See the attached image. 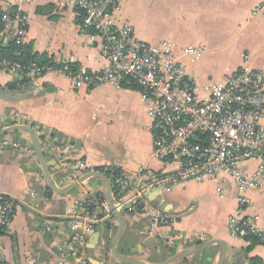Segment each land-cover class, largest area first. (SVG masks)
<instances>
[{"label": "crops", "instance_id": "crops-1", "mask_svg": "<svg viewBox=\"0 0 264 264\" xmlns=\"http://www.w3.org/2000/svg\"><path fill=\"white\" fill-rule=\"evenodd\" d=\"M5 14L26 17L23 44H16V27L3 20ZM117 22L132 26L148 44L170 43L200 92L236 74L246 60L264 72V0H124ZM12 42L19 47L13 56L22 61L36 56L41 64H60L92 75L108 66L101 38L83 32L82 14L70 0H0V48ZM197 47L202 50L198 59L185 53ZM45 60L50 63H42ZM148 108L131 84L76 88L61 73L17 78L0 69V131L21 125L34 129L58 187L71 184L68 166L76 162L107 176L112 171L138 176L144 170L136 185L145 202L174 222L155 225L141 208L126 215L120 252L162 263L186 248L217 239L227 244L223 264H264L262 245L232 233L239 190L231 178L150 182L149 175L166 178L175 166L154 157ZM49 191L30 135L18 130L0 137V203L7 199L17 203L12 224L0 228L3 263L56 264V250L70 234L69 211L88 195L104 192V183L88 179L65 196ZM248 196L251 204L245 216L255 218L257 228L264 231V195L252 191ZM117 226L115 219L106 220L88 237L89 264H104L105 247L111 251ZM219 255V247L212 245L176 264H217Z\"/></svg>", "mask_w": 264, "mask_h": 264}, {"label": "built area", "instance_id": "built-area-1", "mask_svg": "<svg viewBox=\"0 0 264 264\" xmlns=\"http://www.w3.org/2000/svg\"><path fill=\"white\" fill-rule=\"evenodd\" d=\"M123 1L70 0L82 14L83 32H95L102 40V54L108 61L102 73H79L60 64L23 63L2 56L0 69L25 78L61 73L76 88L125 84L138 88L153 122L154 157L175 166L166 178L149 175L150 182L203 183L220 176L231 178L239 190L238 210L230 222L232 233L253 237L264 247V231L257 228L255 218L245 216L251 204L248 194L256 191L264 195V72L251 68L246 60L236 74L200 92L170 43L148 44L137 37L132 26L117 22ZM3 20L15 25L16 44H23L28 35L26 17L5 14ZM201 52L200 47L185 51L194 60ZM68 167L70 183L93 172L83 162ZM143 177L142 169L138 176H108L117 208L125 215L141 208L153 224L171 225L173 218L154 211L145 202L143 191L136 185ZM16 211V201L0 203V228L12 224ZM106 220L113 218L103 191L88 195L73 207L69 211L70 234L56 250V264H89L88 237ZM0 264H5L1 258ZM104 264H116L110 252L104 256Z\"/></svg>", "mask_w": 264, "mask_h": 264}, {"label": "water", "instance_id": "water-1", "mask_svg": "<svg viewBox=\"0 0 264 264\" xmlns=\"http://www.w3.org/2000/svg\"><path fill=\"white\" fill-rule=\"evenodd\" d=\"M16 77L19 78V76H17V75H16ZM18 130L25 131L30 135L32 142L34 144V148L37 152V155H38L41 167H42V171H43L45 178L48 182V186H49L50 190L53 193H55L56 195H59V196L68 195L88 179L98 178V179L103 181L105 201L108 205L109 211L111 212L112 218L115 219L118 223L116 232H115L113 239H112V245H111V251H110L111 257L116 263H118V264H176V263L181 262V261H183V260H185L191 256H194L196 254H199V253L207 250L212 245H217L220 249L219 261L217 264H223L224 263L225 258H226V253H227V244L224 241L217 240V239H212V240H209L207 242L201 243L199 245L186 248V249L182 250L181 252L171 256L170 258H168L167 260H165L162 263H154V262L144 261V260H142V259H140L134 255L120 252L118 250V247H119L120 242L122 241V239L126 233L127 218H126V215L122 211H120V209H118L116 204H115V201L112 197L111 184H110V180H109L108 176L102 172L94 171V172H90V173L85 174L84 176L80 177L78 179V181L71 183L68 186H65L63 188L58 187L52 178V174L50 172L49 165L46 161L44 152L42 150L40 140H39L36 132L34 131V129H32L29 126H25V125L10 127V128H6L4 130H1L0 131V137L5 136L6 134H8L10 132L18 131ZM99 236H100L99 234H96V238H98Z\"/></svg>", "mask_w": 264, "mask_h": 264}, {"label": "trees", "instance_id": "trees-1", "mask_svg": "<svg viewBox=\"0 0 264 264\" xmlns=\"http://www.w3.org/2000/svg\"><path fill=\"white\" fill-rule=\"evenodd\" d=\"M16 52H19V47L16 46L15 42H12L5 49L0 48V56H2L4 58L15 59V60L21 61L23 63H29L30 61L28 62V60H30V59H34L33 62H38L37 59H36V56H29V58H26V61H22V59L19 56L17 58L15 56H13ZM38 63H40V62H38ZM42 63H50V61L45 60ZM116 174H118V172H116V171L108 172V176H110V177L116 176ZM49 193L52 194L51 191H49ZM246 238L249 241H251V242H255V239L254 238H251V237H246Z\"/></svg>", "mask_w": 264, "mask_h": 264}, {"label": "rangeland", "instance_id": "rangeland-1", "mask_svg": "<svg viewBox=\"0 0 264 264\" xmlns=\"http://www.w3.org/2000/svg\"><path fill=\"white\" fill-rule=\"evenodd\" d=\"M92 182H95V181L93 180ZM92 184H93V183H92ZM92 184L90 183L89 185H92ZM126 215L128 216V215H133V214H131V213H127ZM114 231H115V230H114ZM114 231H113L112 233L109 234V238H111V237L113 236ZM109 248H110V247H108V245H106V247H105V249H106L105 252H106V253H108V252L110 251ZM117 264H118V263H117Z\"/></svg>", "mask_w": 264, "mask_h": 264}]
</instances>
